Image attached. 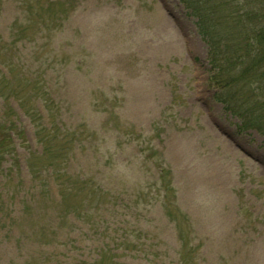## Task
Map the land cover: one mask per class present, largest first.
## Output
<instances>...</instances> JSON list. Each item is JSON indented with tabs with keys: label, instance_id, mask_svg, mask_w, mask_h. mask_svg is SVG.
<instances>
[{
	"label": "rangeland",
	"instance_id": "rangeland-1",
	"mask_svg": "<svg viewBox=\"0 0 264 264\" xmlns=\"http://www.w3.org/2000/svg\"><path fill=\"white\" fill-rule=\"evenodd\" d=\"M196 21L178 0H79L48 77L66 96L68 149L81 142L39 197L26 157L42 144L10 92L32 85L6 73L0 116L20 117L27 142L1 166L0 264H264V133L224 105ZM9 24L0 15L7 42ZM177 223L191 233L183 250Z\"/></svg>",
	"mask_w": 264,
	"mask_h": 264
},
{
	"label": "trees",
	"instance_id": "trees-1",
	"mask_svg": "<svg viewBox=\"0 0 264 264\" xmlns=\"http://www.w3.org/2000/svg\"><path fill=\"white\" fill-rule=\"evenodd\" d=\"M180 1L191 15L197 18V28L208 44L209 58L216 69L220 82L219 90L226 107L264 133V0ZM78 3L79 0H0V15H8L10 19L8 30L10 36H15L8 39L12 40L11 42H7L4 41L6 38L0 34V84L3 77L8 83L9 73L6 74L7 72L12 71L11 74H14L17 71L16 75L9 77L18 78V75H21L22 79L32 85V90L23 91L15 87L10 92L25 110L26 117L35 129V137L42 144L40 154L37 151L33 156L34 151L30 150L26 157L28 181L37 191V197L42 192L46 194L48 190H51L49 186L54 184L56 178L66 176L65 163L71 159L70 151L78 148L81 142L75 139L71 150L68 149L71 138H67L69 132L66 126L70 118L64 117L62 104L66 102V96L63 92L59 93V87H56L48 77L50 71L56 69L57 55L65 51L64 48L67 46L64 42H58L55 45L57 32L62 30L65 21L70 20L71 12L75 11ZM43 12H49V16L43 25H39L43 19ZM18 28L21 30H18L19 33L16 34ZM30 30L31 33H29ZM51 46H53V54L45 52ZM8 57L10 60L5 63ZM31 59L35 62H32V67H29L28 62ZM63 60L61 59L60 64L64 63ZM61 76L65 78L66 73H62ZM240 85L248 86L246 88V93L249 89L248 97L251 94L255 96L252 102L246 99L244 89L238 88ZM6 91H3L0 85L1 97H4ZM104 94L106 95V91ZM258 95L261 96L258 97ZM9 118L8 112L0 116L1 173L5 170L1 168L4 161L10 165L6 171L16 167L19 163L20 146H26L27 142V138L22 140L25 130L18 123L20 117L14 120ZM57 118H60L59 122L56 121ZM80 126L85 127V125L77 124L73 130L78 131ZM54 129L57 130L53 134ZM14 131L20 140L18 146L14 143ZM59 140L66 142L59 144ZM55 151L59 152L54 156ZM36 154L40 157L46 154L50 156L52 166L36 163L33 160ZM17 168V170L20 169L19 166ZM167 170L170 169L167 168ZM163 179L161 188L165 189L166 193L174 191L172 179ZM14 196L15 194H12V198ZM9 199L8 196L6 200ZM27 201H30L28 197H26V203ZM24 208L27 207L24 206ZM176 227L183 241L182 245L187 246L190 241H184V239L189 236V230L184 231L180 223H177ZM184 260L182 264H189L185 258Z\"/></svg>",
	"mask_w": 264,
	"mask_h": 264
}]
</instances>
